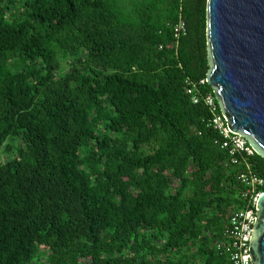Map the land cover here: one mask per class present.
<instances>
[{"label": "trees", "instance_id": "trees-1", "mask_svg": "<svg viewBox=\"0 0 264 264\" xmlns=\"http://www.w3.org/2000/svg\"><path fill=\"white\" fill-rule=\"evenodd\" d=\"M207 14L208 0H0V264H225L214 243L243 205L242 166L200 83Z\"/></svg>", "mask_w": 264, "mask_h": 264}, {"label": "water", "instance_id": "water-1", "mask_svg": "<svg viewBox=\"0 0 264 264\" xmlns=\"http://www.w3.org/2000/svg\"><path fill=\"white\" fill-rule=\"evenodd\" d=\"M212 86L226 125L264 157V0H208ZM253 264H264V192L252 225Z\"/></svg>", "mask_w": 264, "mask_h": 264}, {"label": "built area", "instance_id": "built-area-1", "mask_svg": "<svg viewBox=\"0 0 264 264\" xmlns=\"http://www.w3.org/2000/svg\"><path fill=\"white\" fill-rule=\"evenodd\" d=\"M186 22L180 16L174 26V37L179 39L181 35L186 34ZM188 82V92L193 94L194 102L199 101L196 92V85ZM201 84L205 80H201ZM199 92V90H198ZM205 102L216 109L215 97L208 94ZM213 124L223 135V140L216 141L222 148L228 150L230 163L241 165L242 171L238 173L237 180L241 186V199L243 205L240 208H231L224 227L222 238L214 243L215 249L225 257V264H253L252 261V240L254 236L253 224L257 216V201L261 192H264V178L255 170L251 157L254 155V149L248 144L243 136H234L230 128L226 125L223 115L216 114L213 118Z\"/></svg>", "mask_w": 264, "mask_h": 264}, {"label": "rangeland", "instance_id": "rangeland-1", "mask_svg": "<svg viewBox=\"0 0 264 264\" xmlns=\"http://www.w3.org/2000/svg\"><path fill=\"white\" fill-rule=\"evenodd\" d=\"M231 208H232V207H229V208H228V214L230 213ZM228 214H227L226 217H228Z\"/></svg>", "mask_w": 264, "mask_h": 264}]
</instances>
